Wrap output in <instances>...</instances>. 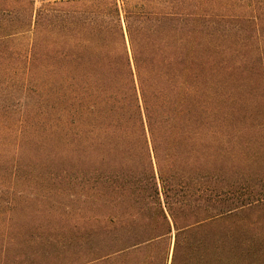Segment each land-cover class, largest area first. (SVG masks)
Returning <instances> with one entry per match:
<instances>
[{
  "label": "rangeland",
  "instance_id": "1",
  "mask_svg": "<svg viewBox=\"0 0 264 264\" xmlns=\"http://www.w3.org/2000/svg\"><path fill=\"white\" fill-rule=\"evenodd\" d=\"M80 1L0 0V264H97L109 251L153 234L151 205L127 199L141 189L114 183L131 173L142 176L144 156L105 161L126 160L127 169L99 168L95 154L67 150L50 115L42 87L47 41L75 28ZM114 1L122 7V0ZM136 3L130 0L129 7ZM155 5L188 13V32L176 30L175 37L187 34L194 56L204 61L210 113L200 165L195 171L192 159L182 162L177 174L185 177L178 187L185 200L195 189L192 176L200 177L213 221L181 234L177 262L264 264V0ZM114 216L123 227L142 220L146 233L107 244ZM175 235L170 222L161 246L167 264Z\"/></svg>",
  "mask_w": 264,
  "mask_h": 264
},
{
  "label": "trees",
  "instance_id": "2",
  "mask_svg": "<svg viewBox=\"0 0 264 264\" xmlns=\"http://www.w3.org/2000/svg\"><path fill=\"white\" fill-rule=\"evenodd\" d=\"M129 2L122 0L118 7L114 0L80 1L83 9L74 12L75 28L61 37L53 33L47 41L49 72L42 87L68 151L95 154L97 167L113 169L131 164L123 159L105 162L109 157L144 156L142 176L131 173L114 183L134 192L141 189L127 199H145L151 205L153 234L109 251L97 264H167L161 246L170 222L176 231L171 264H181V234L213 221L200 177L192 176L195 189L185 200L178 188L185 177L177 174L190 159L196 171L204 151L201 139L210 116L201 79L205 64L194 56L187 34L175 37L176 30L188 32L186 11L157 9L161 0H137L133 8ZM118 216L111 219L114 229L107 244L146 233L142 220L123 227Z\"/></svg>",
  "mask_w": 264,
  "mask_h": 264
},
{
  "label": "crops",
  "instance_id": "3",
  "mask_svg": "<svg viewBox=\"0 0 264 264\" xmlns=\"http://www.w3.org/2000/svg\"><path fill=\"white\" fill-rule=\"evenodd\" d=\"M52 1H64V0H52Z\"/></svg>",
  "mask_w": 264,
  "mask_h": 264
}]
</instances>
